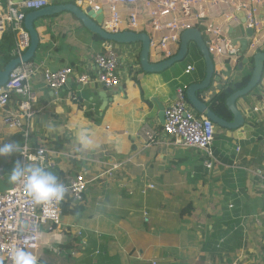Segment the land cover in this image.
<instances>
[{"label": "crops", "instance_id": "1", "mask_svg": "<svg viewBox=\"0 0 264 264\" xmlns=\"http://www.w3.org/2000/svg\"><path fill=\"white\" fill-rule=\"evenodd\" d=\"M91 2L104 4L103 0ZM7 4L8 0H0V14L6 12ZM34 25L40 38L34 59L52 69L71 66L76 73L58 94L40 75L32 80L36 114L30 143L44 146L68 138L63 149L50 157L48 170L68 184L86 167L90 181L83 202L66 201L61 223L42 228L35 252L39 264H264V114L253 111L264 94V76L252 93L237 100L245 125L217 134L224 136L214 143L220 164L209 170L200 151L170 141L159 116L160 106L167 110L172 104L178 86L206 72L203 55L193 44L191 55L183 61L163 72H146L140 64L141 42L115 43L121 58V85L104 89L81 86L77 79L81 73L97 71L95 56L108 41L70 11L41 17ZM238 26L243 25L233 23L231 28L236 42L256 40L246 55L264 51V28L247 36L248 27L243 26V33L235 36ZM9 29L0 32L2 69L14 58L16 47ZM150 59L164 58L151 51ZM238 63L226 62L224 68H217L222 81H214L202 98L209 101L229 76L232 82ZM188 64L196 67L191 73L185 71ZM12 99L5 110L0 109V144L22 142L23 131L3 121L7 110L18 109L21 96ZM148 128L155 132L153 138ZM80 131L93 139L91 149L79 144ZM128 158L126 167L112 178L106 176L104 162ZM20 160L19 153L0 157V191L10 187L8 174ZM150 184L155 187L142 194L140 189Z\"/></svg>", "mask_w": 264, "mask_h": 264}, {"label": "built area", "instance_id": "2", "mask_svg": "<svg viewBox=\"0 0 264 264\" xmlns=\"http://www.w3.org/2000/svg\"><path fill=\"white\" fill-rule=\"evenodd\" d=\"M83 0H79L81 3ZM92 0H89L90 3ZM104 4H92L96 9H103L105 14L103 26L112 32L132 30L146 32L150 36L151 51H156L162 58H169L179 50L182 33L191 28L201 29L209 53L213 57L216 69L224 68L226 62L238 63L240 59V43L230 35L233 23L252 27L255 33L264 28L261 11L264 0H103ZM50 4V0H8L7 10L0 14V32L11 29L16 38L14 57H22L31 43L25 19L28 12L38 10ZM241 11L245 23L236 16ZM216 17L223 19L220 22ZM256 46L255 38L250 47ZM120 55L115 42H108L104 51L95 56L97 71L81 73L78 83L100 86L104 89L121 85ZM217 69V70H218ZM195 70L192 64L185 71ZM76 73L71 66L52 69L44 62L31 59L17 65L10 73L7 83L0 85V109H6L13 101L14 95H20L18 109L6 111L3 121L11 129L23 131L20 162L40 164L48 167L50 157L56 151L48 146H35L30 143V125L36 114L33 105L32 80L40 75L45 84L55 93L64 88ZM187 84L177 87L172 104L165 112L166 120L163 132L171 137L177 145L200 151L204 166L211 170L219 166L220 161L214 152L217 125L204 113L193 108L187 98ZM254 113L264 114V94L258 104L253 107ZM150 138L154 137L151 128L146 129ZM241 150L240 146L236 147ZM130 158L104 162L107 167L106 176L112 178L130 162ZM3 167L0 162V171ZM89 179L87 168L81 170L65 185L67 192L62 201H52L45 205H37L28 196L22 184H11L0 191V261L11 264V256L15 248H24L35 256L40 245L42 228L48 224L59 225L63 216V205L66 196L71 202L84 201L88 191ZM155 186L150 184L140 189L144 195ZM232 206V204L230 205ZM81 234V232H79ZM173 264H182L174 262ZM230 264H237L233 261Z\"/></svg>", "mask_w": 264, "mask_h": 264}, {"label": "water", "instance_id": "3", "mask_svg": "<svg viewBox=\"0 0 264 264\" xmlns=\"http://www.w3.org/2000/svg\"><path fill=\"white\" fill-rule=\"evenodd\" d=\"M42 7L38 10H33L27 13L25 19V25L30 33L31 43L27 51L22 57H14L5 66L4 69L0 68V85L8 82L11 71L20 63L27 62L35 57V51L37 50L40 42L39 35L34 25L35 21L44 16L54 15L63 11H70L78 19L82 21L84 26L91 32L99 35L102 39L108 42H115L119 44H131V43H142V49L140 52V64L142 69L146 72H163L175 63L183 61L190 53V49L193 45H196L205 61L206 72L205 77L198 82H194L188 86L186 91L187 98L191 105L199 112L204 113L220 128L237 130L245 125L246 118L243 112L237 107V100L250 94L261 82L264 76V51L260 50L251 55H246L249 51V40L243 38L241 42L240 53L243 56L242 60L239 61L236 67V74L232 82H237L243 76V71L247 65H250L248 72L250 71V79L248 83L237 89L235 85L234 92L227 98L226 105L233 115L232 120H227L219 117L215 112L208 106L207 101L202 98L198 93L206 90L213 84L214 81L221 82V75L216 72L214 60L209 53L208 47L203 38L202 32L199 28H191L182 33L181 42L178 52L167 59L161 61L152 62L150 59V36L146 32H135L132 30L111 32L102 26L104 19L103 9L96 10L89 0H83L81 3L69 2L63 4L52 3ZM262 15L264 16V8L262 9ZM236 16L245 23L244 13L236 11ZM254 33L253 28H247V36H252ZM252 64V66H251ZM160 120L164 124L166 120L165 107L160 106Z\"/></svg>", "mask_w": 264, "mask_h": 264}, {"label": "clouds", "instance_id": "4", "mask_svg": "<svg viewBox=\"0 0 264 264\" xmlns=\"http://www.w3.org/2000/svg\"><path fill=\"white\" fill-rule=\"evenodd\" d=\"M261 14H262V11H261ZM102 26H103V24H102ZM231 28H230V35L232 36ZM250 28H252V27H250ZM254 32H255V30H254ZM202 35H203V33H202ZM203 38H204V36H203ZM249 45H250V41H249ZM240 49H241V47H240ZM150 50H151V48H150ZM240 55H241V53H240ZM240 57H242V55ZM165 59H167V58H165ZM240 60L241 59H239V61ZM195 69H196V67H195ZM215 69H216V67H215ZM216 138H217V135H216ZM77 140H78L79 144L85 149H91L94 146L93 139L85 131H80L78 133ZM46 146H48V145L46 144ZM49 148H51V147H49ZM55 151H57V150H55ZM19 152H21V145L18 142H8V143L0 144V157L11 156L14 153H19ZM49 167H51V166H48L46 168L40 164H32V163L22 164L20 161H16L14 167L12 168L10 173L8 174L9 183H11V184H22L24 186V188L26 189L28 196L37 205H45V204H48L52 201H62L65 198V195L67 192V189L65 187V185H67V184L61 183L59 178L57 177V175H55L53 172L48 170ZM66 199H67L66 201L70 200L68 198V196H66ZM0 264H3V261H0ZM11 264H39V259L32 252L27 251L24 248L17 247L14 249L13 254L11 256Z\"/></svg>", "mask_w": 264, "mask_h": 264}, {"label": "trees", "instance_id": "5", "mask_svg": "<svg viewBox=\"0 0 264 264\" xmlns=\"http://www.w3.org/2000/svg\"><path fill=\"white\" fill-rule=\"evenodd\" d=\"M8 34H10V35L13 34V31L11 29H9ZM190 47H192V46H190ZM194 47L197 48L196 45H194ZM189 54L191 55V49H190V53ZM242 58H243V56L240 57V59H242ZM202 62L204 64V60L203 59H202ZM204 75H205V72L203 70L202 73H201L200 78L191 80L188 85H190V84H192L194 82H198V80L204 78ZM249 79H250V71L249 72L245 71L243 76L237 82H231V78L229 76L228 79L224 82V84H223L222 88L220 89V91L217 94H215L209 101H207L208 106L219 117L227 119V120H232L233 115H232V113L230 112V110L228 109V107L226 105L227 98L234 92V88L232 87V85L233 86L235 85V87H237V89H240V88L244 87L248 83ZM203 91H200L198 94L201 95V93ZM244 97H246V96H244ZM86 113H87V115L92 116V114H91V112L89 110H86ZM100 121H101V118L99 120H97V118H96V122L99 123ZM217 138H219V136ZM68 141H69V139L66 138V137L62 138V139L57 138L55 140L48 141L47 145L49 147L59 151L60 149H63V147L68 143ZM68 202H71V200H69ZM237 204H238V201H237ZM64 206H66V205L64 204ZM238 207H239V204H238L237 208ZM78 208L79 207H74V209H78Z\"/></svg>", "mask_w": 264, "mask_h": 264}, {"label": "rangeland", "instance_id": "6", "mask_svg": "<svg viewBox=\"0 0 264 264\" xmlns=\"http://www.w3.org/2000/svg\"><path fill=\"white\" fill-rule=\"evenodd\" d=\"M104 16H105V14H104ZM104 20V19H103ZM102 24H103V22H102ZM243 30H244V28H243V26H238L237 27V32H235L234 33V35L235 36H237V34H241V33H243ZM192 75H189V77H191ZM188 79H183L182 81H187ZM221 129H223V128H220L219 126L217 127V129H216V134H218L219 132H220V130ZM229 130V129H228ZM219 136V138L220 139H223L224 138V136H222V135H218ZM182 264H184V263H182Z\"/></svg>", "mask_w": 264, "mask_h": 264}]
</instances>
